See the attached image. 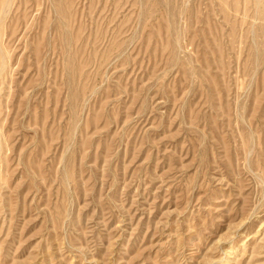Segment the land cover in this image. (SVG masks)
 <instances>
[{
    "label": "rangeland",
    "instance_id": "obj_1",
    "mask_svg": "<svg viewBox=\"0 0 264 264\" xmlns=\"http://www.w3.org/2000/svg\"><path fill=\"white\" fill-rule=\"evenodd\" d=\"M0 264H264V0H0Z\"/></svg>",
    "mask_w": 264,
    "mask_h": 264
}]
</instances>
